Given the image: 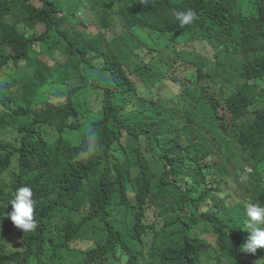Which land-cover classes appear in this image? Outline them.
<instances>
[{
	"label": "trees",
	"instance_id": "1",
	"mask_svg": "<svg viewBox=\"0 0 264 264\" xmlns=\"http://www.w3.org/2000/svg\"><path fill=\"white\" fill-rule=\"evenodd\" d=\"M31 1L0 0V73L7 71L0 79V93L16 95L17 108L27 114L35 97L42 96L46 107L41 114L52 121L60 139L55 150L39 157L0 141V264H30L33 256L44 254L49 234L58 228L56 221L65 232L82 234L83 241L92 243L89 249H75L71 264L115 259L118 249L121 255L116 264H121L123 256L126 264H139L145 247L150 254L144 264H158L157 252L160 264H206L204 258L210 256L217 264L222 260L264 264V249L255 254L241 251L251 235L244 225L245 206L264 205V186H259V198L241 188L243 204L240 200L223 203L227 180L213 181L209 168L197 177L192 165L189 168L163 151L172 129L163 118L177 114L184 95H194L202 106L189 103L182 109L190 113L189 123L201 120L216 142L224 135L233 139L208 152L207 163L217 153L228 154L225 151L235 145L243 161L258 167L257 180L264 181V92L260 94L258 86L256 94L251 88L240 91L241 81L253 79L250 63L233 61L226 70L227 84L238 85V90L229 88L228 97L224 94L218 100L207 92L205 78L185 68L178 55L182 50L175 43L184 27L172 15L173 9H191L199 23L214 26L217 40H234L253 53H264V0H248L243 10L242 0H101L125 24L121 41L104 38L101 44L85 37L70 38L63 28L67 17L57 0L49 6L41 0L42 8ZM14 10L20 13L17 23L7 20ZM259 58L264 71V55ZM67 66L77 71L70 96L84 93L82 111L73 103L68 108L55 104L61 95L49 91L56 83L51 79L67 72ZM145 78L149 79L146 94L136 83ZM224 104L230 109L228 123L221 119ZM32 132L25 129L21 134L26 137ZM92 133L96 135L90 145ZM91 150L96 152L95 172L82 168L80 161ZM239 160L231 155L217 165L227 175V166L239 165ZM151 162L160 173L153 172ZM154 179L160 201L148 194L149 180ZM141 181L142 193L135 190ZM22 186L32 189L34 219L40 225L25 237L17 235L23 239V251H11L5 248L6 239L18 228L7 213L12 211L10 201L16 189ZM209 233L215 245L204 238Z\"/></svg>",
	"mask_w": 264,
	"mask_h": 264
},
{
	"label": "clouds",
	"instance_id": "2",
	"mask_svg": "<svg viewBox=\"0 0 264 264\" xmlns=\"http://www.w3.org/2000/svg\"><path fill=\"white\" fill-rule=\"evenodd\" d=\"M247 1L248 0H242L240 2L241 10H243ZM43 2L46 6H49L51 0H43ZM31 3H34L39 8L43 7L41 0H33ZM57 3L60 6L61 11L67 17V21L63 24V28L66 30V33L70 38L77 39L85 37L87 39H92L93 42L100 43L104 38H109V33L115 29L118 32L115 39L121 41V36L123 35L122 26L125 24H122L117 18H115L111 9H105L101 4V0H57ZM90 15H96V19L94 20ZM172 15L179 22V26L184 27V30L180 34L179 42L177 43V41H175L182 50L181 52H178V55L183 58L185 64L183 61L182 63L188 72L202 76L206 79L205 87L209 94H214L218 100H222L224 94H227L226 98L228 97L229 88L238 90V85L230 86L227 84V78H229V75L226 70L231 67L234 60L241 61L246 66L250 63L248 71L252 74L253 78L251 80L246 78L244 81H241L240 91L242 92L245 88H251L254 94H256V86H258L259 93L263 94L264 71L258 60L260 59V56L264 55V53H253L248 47L245 48L244 45L234 40H226L224 42L217 40L214 35L219 33L214 26L207 22L199 23L198 15L191 9L185 11L173 9ZM13 16L16 17V20L14 21L17 23L20 20V13L14 10L13 14L7 17V20ZM85 16L87 19H84ZM30 28L32 31L34 30L31 25ZM242 51H244V54L241 53ZM43 60L49 63L47 64L48 66L51 65L50 60L47 57ZM66 71L68 73V71L76 70L67 66ZM6 72L7 71L4 70L3 73H0V79ZM8 73L13 72L9 70ZM14 75L16 74H13V76ZM76 75L77 73L73 78H75ZM73 78H70L64 84L58 82L54 83L49 91H54L56 95H61L59 99L56 97L57 99L54 101L55 104L61 103L68 108L73 103L76 107H80L82 111L86 104L84 93L77 92L70 96V86ZM148 82V78H145L143 81H136L139 89L144 94L148 92L145 91ZM18 96L22 99L24 93H21ZM15 98L16 95L8 96L6 93H0V141L4 143H14L17 147L24 148L32 155L35 153L38 157L51 153V151L56 149L57 140L60 139V135L52 125V121L49 118H43L41 114V109L46 107L45 99L42 96L38 99L35 97L31 114H27L17 108ZM41 99H44V102H42ZM189 103H195L198 107L202 106V104L196 101L194 95H184L177 106V114L168 118H163V122L167 120V128L172 127L169 137L163 142V151L187 167L192 165L194 168H189L197 172V177H201V172L209 168V173L212 178H214L213 181L222 180L223 178L227 180L228 184L223 186V192L221 193L226 199L223 203L235 204V202L240 200L243 204L244 198L238 193L241 188L247 195H253L255 192V196L259 198L261 196L259 186H264V181L257 180L258 178L255 177L256 168L258 169V167L252 162H248L247 160L243 161L241 158L243 153L238 148L236 149L239 150L240 155H236L233 150L235 145L231 146L228 151H225L228 152V154L220 153V155L223 156V160L231 158V155L239 157V165L230 164L232 165V174L229 166H227L228 174H223L217 165L223 162L221 161L215 164V157L209 159L210 164L207 163L208 152L203 150L201 139L196 136V132L205 131L204 123H202L201 120L197 121L196 124L189 123L188 118L190 113L182 110ZM38 104L42 105V107L38 108ZM257 107L261 108V104H258ZM228 110L230 109L225 104L220 109L221 119H223L225 123L230 121V116H228L229 114L227 112ZM256 110L257 108L251 109L252 112H255ZM14 118L15 120H13ZM25 129H32V134L26 137L22 135L21 132ZM205 132L206 135L210 137L213 149L219 143H229L233 140L229 136L224 135L221 140L216 138V142L212 139L215 137L210 130ZM95 135V133H92L89 136L90 145L94 142ZM72 142L74 145L81 143V141ZM95 156V150L84 153L80 159L82 168H87L89 171L95 172ZM157 158L161 159L160 156H157ZM153 162L155 161L153 160ZM160 162H163V160L161 159ZM152 164L153 163L151 162L153 169ZM260 172L263 174L262 171ZM135 190L140 193L144 192L145 187H143V181L138 182L135 186ZM159 190V187L155 184V179L149 180L148 194L154 196V199L158 201H160ZM35 204L36 201L33 199V192L30 187L22 186L16 189L14 196L10 201L12 211L10 214L7 213V215L13 225L18 229L13 230L12 235L6 239L5 248L7 250L23 251V239L17 235L21 234L25 237V235L38 230L40 223L37 224L34 219ZM245 213L247 219L244 221V225L251 235L248 241L242 246L241 251L255 254L257 249H264V205L261 206L259 203H248L245 206ZM57 225L58 228L54 227L53 233L49 234V239L45 245V253L39 257L33 256L30 264H55V261L62 260L63 253H66L71 257V253H74V250L77 249L75 244L79 241H83L82 234L77 237V232L74 234L65 232L56 221V226ZM56 236H59L61 241L56 242ZM85 242L88 241L85 240ZM148 247L151 248V246ZM162 247L166 246L162 244ZM1 251L3 252L2 248ZM148 253L149 249L148 252H144L143 257L141 256L139 264L145 263V258H148L150 254ZM120 255L121 251L118 249L115 259L107 257L98 262V264H116L117 256ZM126 261L127 257L123 256L121 264H126ZM157 263H161L160 254L158 252Z\"/></svg>",
	"mask_w": 264,
	"mask_h": 264
},
{
	"label": "rangeland",
	"instance_id": "3",
	"mask_svg": "<svg viewBox=\"0 0 264 264\" xmlns=\"http://www.w3.org/2000/svg\"><path fill=\"white\" fill-rule=\"evenodd\" d=\"M39 4V3H38ZM91 18H93L94 20L96 19V15H90ZM84 19H87V17L85 16ZM9 20L11 21H14L16 20V17L13 16L12 18H10ZM117 34L118 32L114 29L113 31H111L109 33V39L112 40V39H115L117 37ZM77 73V71H68L61 74V75H58V76H55L51 79V81L53 82H58V83H61V84H64L65 82H67L70 78H73L75 76V74ZM203 133V134H202ZM196 136L200 137L201 139V143H202V148L203 150H205L206 152H209L213 149V144L210 142V137L208 135H206V132L205 131H202V132H196ZM234 150V153L236 155H240L239 154V150L236 149V147L233 149ZM223 156L220 155V153H218V155L215 157V164L219 163V162H224V160L222 159ZM217 166V165H215ZM159 167V166H158ZM158 167H153V172L154 173H160L159 172V168ZM231 167L232 165H229V169H230V172L232 174V171H231ZM216 171V170H215ZM95 227V226H93ZM103 236H104V232H102ZM103 236H102V239H103ZM204 238L209 242L211 243L212 245H215L216 243V239L213 235H211V233L209 234H206L204 236ZM101 239V240H102ZM61 241V238L59 236H56V242H59ZM171 241V240H170ZM169 241V242H170ZM92 245V243H88V242H85V241H79L78 243L75 244V247L76 248H79V249H87L89 248L90 246ZM144 252H148V249L147 248H144ZM205 263L206 264H217L215 263V259L212 260L211 259V256L210 257H205ZM71 257L68 256L66 253H63L62 254V260L60 261H55V264H71ZM60 262V263H59ZM222 264H231L230 262L226 261V260H222Z\"/></svg>",
	"mask_w": 264,
	"mask_h": 264
}]
</instances>
